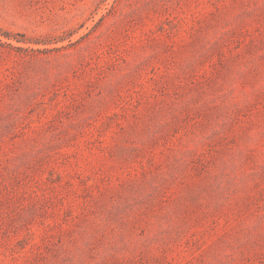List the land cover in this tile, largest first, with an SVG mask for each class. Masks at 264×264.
Returning <instances> with one entry per match:
<instances>
[{
    "label": "rangeland",
    "instance_id": "rangeland-1",
    "mask_svg": "<svg viewBox=\"0 0 264 264\" xmlns=\"http://www.w3.org/2000/svg\"><path fill=\"white\" fill-rule=\"evenodd\" d=\"M0 264H264V0H0Z\"/></svg>",
    "mask_w": 264,
    "mask_h": 264
}]
</instances>
